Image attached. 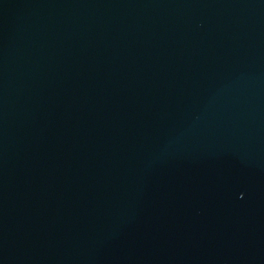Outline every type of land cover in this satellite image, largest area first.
Wrapping results in <instances>:
<instances>
[{"label": "water", "instance_id": "1", "mask_svg": "<svg viewBox=\"0 0 264 264\" xmlns=\"http://www.w3.org/2000/svg\"><path fill=\"white\" fill-rule=\"evenodd\" d=\"M0 264H264V0H0Z\"/></svg>", "mask_w": 264, "mask_h": 264}]
</instances>
